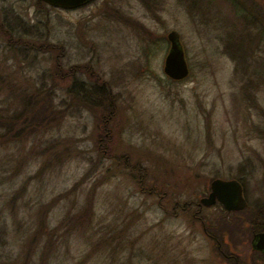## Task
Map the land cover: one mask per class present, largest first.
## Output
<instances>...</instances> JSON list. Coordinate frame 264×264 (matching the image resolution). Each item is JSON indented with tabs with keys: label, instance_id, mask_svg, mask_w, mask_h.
I'll list each match as a JSON object with an SVG mask.
<instances>
[{
	"label": "rangeland",
	"instance_id": "obj_1",
	"mask_svg": "<svg viewBox=\"0 0 264 264\" xmlns=\"http://www.w3.org/2000/svg\"><path fill=\"white\" fill-rule=\"evenodd\" d=\"M252 1L256 25L246 30L254 35L264 24V0ZM36 2L0 0V16L13 8L35 34L25 41L40 44L47 34L59 49L25 56L0 34V72L27 84L62 52L63 72L87 80L92 71L89 83H108L114 102L66 111L44 135L0 147V225L7 232L0 264H17L42 219L54 230L46 264H234L191 216L196 208L175 215L172 202L197 201L218 177L242 178L253 203L264 197V82L250 87L253 107L223 40L243 39L237 17L223 6L220 14L191 15L182 0H92L69 10ZM170 30L178 31L190 69L179 81L162 70ZM261 38L254 57L264 58ZM6 94L2 87L0 108L11 113L15 104ZM58 95L68 101L61 89ZM63 149L71 157L53 166L50 155ZM135 164L146 172L141 184ZM218 209L217 202L203 211ZM112 235L125 239L123 253L112 248ZM249 251L248 244L235 251L243 264L251 263ZM256 259L264 264V256Z\"/></svg>",
	"mask_w": 264,
	"mask_h": 264
},
{
	"label": "trees",
	"instance_id": "obj_2",
	"mask_svg": "<svg viewBox=\"0 0 264 264\" xmlns=\"http://www.w3.org/2000/svg\"><path fill=\"white\" fill-rule=\"evenodd\" d=\"M36 1L38 5L43 6L45 9L49 8L44 2L40 0ZM182 1L188 6L191 15L206 13L208 16L214 11L220 14L223 9L221 6H223L231 12L233 19L237 17L239 20L237 22L240 25L239 36L243 39L230 41V36L223 38L226 49L225 53L229 54V56L236 61L237 67L234 69V73L237 79L243 81V96L248 99V103H250L251 106L256 107V98L250 94V87L254 89L259 84L258 82L261 78L264 82V74L261 75V72L257 71L264 69V58L260 56L254 57L252 53L257 52L256 48L259 47L255 40L258 39V37L264 38V24L260 22L258 27H255V29H258V34L254 33L253 35L251 31L246 30L247 28L249 29L250 26L256 25L250 8V6H255V3L252 0H189L191 3H189L188 0ZM212 4L217 5V9L212 8ZM14 11L15 10L11 7L6 8L0 16V34L5 38L8 46L15 47V45H17L19 53L25 56L31 51L40 50L44 47H47L45 51L59 49V46L47 41V34L44 35V39L40 44H35L32 41H25V36L35 34H33L32 27L25 26L23 18ZM260 11L264 12L262 7H260ZM242 27L245 28L244 32L241 30ZM256 35L259 36L256 37ZM251 40L254 42H251ZM263 50L264 48L262 47L260 51ZM60 55H62V52L55 55V64L50 70H42L37 77H27V84L18 82L14 74L4 71L0 72V90L2 87L8 88L10 95L6 94L5 96L15 104V109L11 113L7 109L0 108V147L7 146L10 143H22L30 137L34 138L37 135H44L52 129L53 124L56 126L59 124V119L63 118L66 111L76 112L85 107L94 109L106 105L109 101L114 102V98L109 94V91L111 93V87L108 83L98 84L95 82L93 87L89 89V73L88 79L86 80L80 73H73L71 69L63 72L62 69H60V64L57 63L58 56ZM253 61L258 63L260 69L255 70L256 67L254 68L255 72L252 70V72H250V62ZM257 73H259V76ZM67 80H69L70 83L62 89L61 82L63 81L64 83ZM60 89L62 93H64V96L68 98V101L62 97L59 98L58 90ZM254 90L256 91V89ZM58 98L59 101L56 102ZM234 99H236V96ZM70 155L71 153L68 149L54 152L50 155L54 160L53 166H62L64 161L68 157H71ZM124 162L126 165L125 167L128 168L129 164L127 158H125ZM49 164L48 161L45 162L40 168L39 174L43 173L45 171L44 169L47 168ZM132 168L134 170L135 168L138 169L139 176L137 179L141 184L142 181L140 178L146 177L145 169L139 164L132 165ZM237 179L242 183L244 196L247 200V205L244 209L240 211H227L219 204V209L214 213L202 211L200 215L203 220V225L201 224V227L203 226L208 234L220 242L221 249L224 253L235 254L238 264H243V260L236 255L235 251H238L241 246L249 243L253 231L264 230V197L259 198L253 203L248 196V188L245 181L242 178ZM202 195H206V193ZM88 222L85 225H87ZM76 223L83 226L85 218L79 216L76 219ZM6 234V225L2 223V225H0V245L2 246L7 243ZM43 235L45 240L44 243L40 244ZM53 236L54 230H50L46 220L42 219L37 229L30 235L25 245L24 253L20 258H16V263L46 264L47 254L50 247L53 246ZM118 236L119 235L111 236L112 240H118L116 245L114 244L112 248H119V252L123 253L125 250L123 243L125 239H117ZM103 241V243H106L105 240ZM230 246H232L233 249H230ZM249 255L251 256L250 264H256V262H258L256 258L259 257L263 259L264 256L259 253H251ZM222 257L227 261L234 262V259Z\"/></svg>",
	"mask_w": 264,
	"mask_h": 264
},
{
	"label": "water",
	"instance_id": "obj_3",
	"mask_svg": "<svg viewBox=\"0 0 264 264\" xmlns=\"http://www.w3.org/2000/svg\"><path fill=\"white\" fill-rule=\"evenodd\" d=\"M53 8L74 9L92 0H40ZM168 50L163 59V73L172 81L185 79L190 72L184 50L180 42V35L176 30L166 34ZM210 191L200 198L199 206H212L217 202L227 211H240L247 205L242 183L236 179L214 178L210 182ZM251 249L264 253V230L254 232L250 240Z\"/></svg>",
	"mask_w": 264,
	"mask_h": 264
},
{
	"label": "flooded vegetation",
	"instance_id": "obj_4",
	"mask_svg": "<svg viewBox=\"0 0 264 264\" xmlns=\"http://www.w3.org/2000/svg\"><path fill=\"white\" fill-rule=\"evenodd\" d=\"M92 74H93V72L90 71V72H89V75H92ZM96 83H97V82H96ZM94 84H95V82H94L93 84H92V83H89V89H91V88L93 87ZM110 113H112V112H110ZM209 185H210V184H209ZM209 191H210V187H209V190H208L207 194L209 193ZM243 191H244V190H243ZM207 194H206V195H207ZM201 197H203V196H201ZM201 197H199V199H198L197 201L190 200V201L182 202V203H179V202H177V201H173V202H172V212H173V214L176 215V214L178 213V210L183 211V212H189L192 208L195 207L196 209L192 211L191 216H192L193 218H196L197 220H199V222L203 225V220H202V217H201L200 213H201L204 209H206V208H208V207H211V206H205V205H202V206L200 207V206H199V201H200V198H201ZM214 205H215V204H214ZM220 205H221V204H220ZM202 229H203L204 234H205L208 238H210V239H212V240L214 241V243L216 244V249H217V251L219 252V254H220L221 256H224V257H227V258H233V259H234V264H238V262H237V257H236L235 255L224 253L223 250L221 249V244H220V242H219L217 239L213 238L210 234H208L203 226H202ZM258 231H259V230H258ZM254 232H257V231H253V232H252L251 237H250V240H251L252 235H253ZM250 240H249V243H248V247H249V250H250V251H249L250 254H251V253H259V254L264 255V253H262V252L255 251V250H252V249H251ZM256 264H259V262H256Z\"/></svg>",
	"mask_w": 264,
	"mask_h": 264
}]
</instances>
